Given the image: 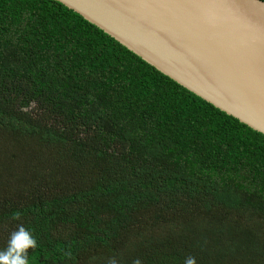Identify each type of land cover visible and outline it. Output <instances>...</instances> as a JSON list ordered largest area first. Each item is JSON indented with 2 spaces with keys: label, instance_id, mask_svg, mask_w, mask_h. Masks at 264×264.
<instances>
[{
  "label": "trees",
  "instance_id": "obj_1",
  "mask_svg": "<svg viewBox=\"0 0 264 264\" xmlns=\"http://www.w3.org/2000/svg\"><path fill=\"white\" fill-rule=\"evenodd\" d=\"M19 224L29 264H264V134L62 2L0 0V247Z\"/></svg>",
  "mask_w": 264,
  "mask_h": 264
},
{
  "label": "water",
  "instance_id": "obj_2",
  "mask_svg": "<svg viewBox=\"0 0 264 264\" xmlns=\"http://www.w3.org/2000/svg\"><path fill=\"white\" fill-rule=\"evenodd\" d=\"M264 134L263 0H57Z\"/></svg>",
  "mask_w": 264,
  "mask_h": 264
},
{
  "label": "clouds",
  "instance_id": "obj_3",
  "mask_svg": "<svg viewBox=\"0 0 264 264\" xmlns=\"http://www.w3.org/2000/svg\"><path fill=\"white\" fill-rule=\"evenodd\" d=\"M13 219H19L20 213L13 214ZM37 239L32 231L23 224H19L10 232L9 238L3 247H0V264H29V249H36ZM107 264H118V260L112 257ZM133 264H143L138 257ZM184 264H198L196 257L189 256L184 260Z\"/></svg>",
  "mask_w": 264,
  "mask_h": 264
}]
</instances>
